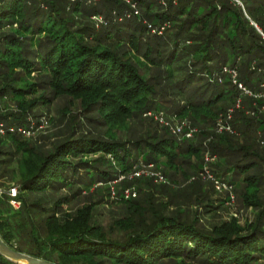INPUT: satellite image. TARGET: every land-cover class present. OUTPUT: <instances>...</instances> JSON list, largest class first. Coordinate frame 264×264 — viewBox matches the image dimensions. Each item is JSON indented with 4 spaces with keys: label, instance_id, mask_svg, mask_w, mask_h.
<instances>
[{
    "label": "trees",
    "instance_id": "1",
    "mask_svg": "<svg viewBox=\"0 0 264 264\" xmlns=\"http://www.w3.org/2000/svg\"><path fill=\"white\" fill-rule=\"evenodd\" d=\"M93 1L0 0V179L16 182L20 205L11 204L12 184L0 183L1 239L50 264H264V39L250 22L264 33V0H241L250 20L228 0H131L139 15L122 0ZM160 93L185 99L173 112L199 129L194 138L133 128L154 123L148 112L167 111ZM63 99L65 118L78 102L107 134L77 131L73 116L70 134L51 151L35 145L24 133L29 117ZM230 109L233 132L216 133ZM120 127L125 138L114 136ZM205 162L258 210L255 221L215 222L224 204L215 206V190L200 181L179 190L147 179L115 182L142 163L175 183ZM133 185L138 196L125 200ZM66 188L71 194L57 197ZM83 193L87 203L75 209ZM112 205L119 212L104 224L99 208ZM0 264L16 263L0 255Z\"/></svg>",
    "mask_w": 264,
    "mask_h": 264
},
{
    "label": "rangeland",
    "instance_id": "2",
    "mask_svg": "<svg viewBox=\"0 0 264 264\" xmlns=\"http://www.w3.org/2000/svg\"><path fill=\"white\" fill-rule=\"evenodd\" d=\"M93 3H96V0H94ZM248 4H246V5L249 8L251 6V4H249V5ZM100 18L103 19L102 17H100ZM247 18L250 20L249 17H247ZM93 20L95 21V23L97 25V29H99L102 22L99 20V18L98 19L93 18ZM103 21H104V19H103ZM250 22H252V20ZM258 28L261 32V33L260 32L259 33L262 35V37L264 39V33L262 32V29L259 26H258ZM20 86L23 87V84H20ZM160 95L164 96V98L159 99V101L162 103L163 106L167 107V111L165 110L163 112H157V113H163V118L165 120L164 123H161V121L159 119L153 120L154 123H149L150 120H148L147 122H144L143 124H136V122H134L133 128L135 127V130L137 129L139 134H142L143 132L148 133L149 131H151V134H152V133H154V131H156L158 134L163 136L164 130L167 128L173 136L177 137L180 140L183 138V134L179 133L178 129L180 128L182 123H187L188 125L197 128L196 126H194L191 123V121L188 118L182 119L180 117L174 116V115H176L173 112L174 111L173 109L175 108V106H177V105L183 106L184 104H186V101L184 98L177 97L172 93L167 94V97L165 96L166 94H164V93H160ZM66 105H67L66 101L63 99L56 106H52L48 109L47 108L37 109L35 111V113H36V115H40L38 119H34L33 116L29 117L32 130L30 131L31 136L30 137L28 136V138L35 145L41 146L42 150L51 151L54 148V146L64 138V136H66L67 134H70V132L68 131L69 128L66 129V127H67V124H69L70 120H72L71 117H73V116H76L75 126H76L77 131L85 132V131L90 130V131L95 132V134H97V135L100 134L103 136H105L107 134V131H108L107 126L99 125V124L95 123L94 120L91 122L86 120L83 112L80 113L78 102L73 103V107H72L73 115L71 117L67 116L65 118L63 113H60L58 111H59V109H62ZM8 107L12 110L16 109V104H15L14 100L8 102ZM50 119H51V121H50ZM166 123H168V124L166 125ZM126 125H127L126 127H131L132 122H127ZM120 128L121 129L117 128V130L119 129V131L116 133V135H114L115 138H122V137L125 138L126 137L123 134H124V132L127 133L128 129L125 127H120ZM133 128L130 130V132L135 131ZM170 128L172 129V131ZM219 129H220V126H217L215 128L216 133H220ZM114 131L116 132V130H114ZM210 140H211V137L205 142L206 146L208 143H210ZM207 155H210V153ZM192 161L196 162L197 160L195 158H193ZM15 165H16V161L14 162V164L11 167H13ZM205 166H206V162H205L204 167ZM143 168H144L143 170L145 171L144 173H147L150 171V172L162 173L165 175L163 168H158L156 166H153V167L146 166ZM203 169H202V171H203ZM202 171H198V173L190 176L187 179H185V178L183 180L178 179V181L175 183H173L171 181V178L167 177L166 175H165V177L167 178V182L164 184H159L156 182V180L151 179V178L146 177V176H144L145 178H141V179L150 180L158 186H163V185H170L171 186L172 185V186H175V189H177V190L185 189L186 187L194 186L196 183H198L200 181L204 184L206 189H209L212 186L213 189L215 190V194L214 193L212 194V199L214 201L215 206H218L219 204H222V203L224 204V207L219 211L218 216L215 218V222L225 221V220H229L231 218H236L239 221V223L242 226H244L246 224L251 223L252 221H255V219L257 217L258 210L254 209L253 207L246 206L243 203L242 198L240 196V191L235 192L234 189H225L222 192H218L216 190L215 184L213 182H211V180L202 177V175H201ZM127 175H130V174H127ZM0 183L1 184L4 183L7 186L12 184L10 187H13V185H17L16 182L11 181V176H8V175L6 177L0 179ZM4 190H6V189H1L0 194ZM70 194H71L70 190L68 188H66L65 190H62L57 195V197H61L64 195H70ZM229 195H233V201H231V202H227ZM87 197L88 196L84 195V193H83L77 200H75L73 202L74 208L76 209V208L81 207L82 205L86 204L87 203ZM64 207H65L64 208L65 210L70 209V208H67L66 205ZM185 207L187 208V206H185ZM189 208L192 210H197V206L195 204L190 205ZM99 209L101 211H103V215L101 216V220L104 222V224L110 223L113 220V218L116 217V214H114V213L119 212V207H117L116 205H112L110 208H106V206H102ZM10 217H13V214ZM202 220L211 221L209 215L202 216ZM193 264H199V263H193Z\"/></svg>",
    "mask_w": 264,
    "mask_h": 264
},
{
    "label": "built area",
    "instance_id": "3",
    "mask_svg": "<svg viewBox=\"0 0 264 264\" xmlns=\"http://www.w3.org/2000/svg\"><path fill=\"white\" fill-rule=\"evenodd\" d=\"M122 1L127 3V4H129V5H131L132 8L135 10L134 14L139 15V11L136 10V7L132 3L131 0H122ZM161 1H162L163 4H165L164 0H161ZM228 1H230L234 5H237V6L241 7L242 10L244 11V13L246 14V16L248 17L246 9H245V6H244V4L242 3L241 0H228ZM98 18H99V20L101 19L100 17H95V19H98ZM100 21L103 22V19H101ZM255 26L258 27L256 24H255ZM153 32H155V30H153ZM161 33L162 32H160V34ZM225 72L231 73L233 75V78L234 79L236 78V71L225 69ZM234 83L237 84L238 87L245 94L252 95V93L243 84L237 83V80H234ZM259 96H261V95H259ZM240 106H241V99H238V102L236 104V108H240ZM233 112H234V109H230L229 113L227 114L226 122L220 123V129H219L220 133H222L223 131L230 132V133L233 132L232 127L229 124V122L232 120ZM145 116L152 117L154 120L159 119L161 121V123H164V121H165L164 118H163V113L148 112ZM167 124L168 123H166V125ZM171 131H172V129H171ZM178 132L182 133L184 138L192 139L199 132V130L197 128H195V127H192V126L188 125L187 123H182V125L178 129ZM24 133L27 134V135H30V132H27V133L24 132ZM0 134L3 135L4 131L0 130ZM206 160L213 162V161H215V157L211 158V157H209V155H207L206 156ZM146 166L153 167L154 165L153 164L145 165V164L140 163V164H138V165H136L134 167V170L130 173V175H120L118 180L115 181V182H121V181H124V180H130V181L138 180V179H141V178H145L144 176L156 180V182L159 183V184H164V183L167 182V178L162 173L150 172V171L147 172V173H144L145 171L143 170L144 169L143 167H146ZM201 175H202L203 178H207V179L211 180V182H213L215 184L216 190L218 192H222L225 189H232L231 186H228L225 183H221L220 181H218L215 178V176L212 174V172L210 171V169L208 167H205L203 169ZM8 195L11 197L12 206L15 209H19L20 205H19L18 201L16 200V198L18 196V188L15 187V186L11 187L9 189V191H8ZM137 196H138V189H137L136 185L129 186V187L125 188L123 190V192H122V197L125 200H132V199H135ZM116 197H117V191H116L115 185L113 184V185H111V199H115ZM231 201H233V195H229V198L227 200V202H231Z\"/></svg>",
    "mask_w": 264,
    "mask_h": 264
},
{
    "label": "water",
    "instance_id": "4",
    "mask_svg": "<svg viewBox=\"0 0 264 264\" xmlns=\"http://www.w3.org/2000/svg\"><path fill=\"white\" fill-rule=\"evenodd\" d=\"M251 21V20H250ZM253 26L255 24L251 22ZM255 28L260 32L259 28L255 26ZM261 33V32H260ZM0 255L5 259L14 262L16 264H50L48 262L42 261L40 259L33 258L24 253H20L12 248H10L0 237Z\"/></svg>",
    "mask_w": 264,
    "mask_h": 264
}]
</instances>
